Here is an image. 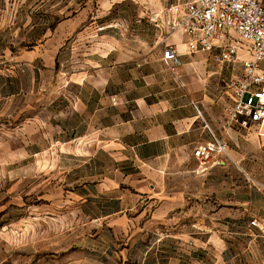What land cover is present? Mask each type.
Masks as SVG:
<instances>
[{
  "label": "rangeland",
  "instance_id": "obj_1",
  "mask_svg": "<svg viewBox=\"0 0 264 264\" xmlns=\"http://www.w3.org/2000/svg\"><path fill=\"white\" fill-rule=\"evenodd\" d=\"M184 1L0 0V264H264L251 211L221 213L216 181L204 209L188 194L203 185L94 143L122 109L105 94L138 89L133 67L167 43L155 18ZM261 160L238 164L245 193L264 190Z\"/></svg>",
  "mask_w": 264,
  "mask_h": 264
},
{
  "label": "crops",
  "instance_id": "obj_2",
  "mask_svg": "<svg viewBox=\"0 0 264 264\" xmlns=\"http://www.w3.org/2000/svg\"><path fill=\"white\" fill-rule=\"evenodd\" d=\"M164 16L155 18L160 22L159 28ZM185 39L181 34L169 39L178 51L174 61L166 62L162 55L154 52L146 62L133 67L129 83L138 89L105 94L115 104L122 101L118 103L122 109L115 122V132L112 133L111 124H108L105 128L107 137L102 140L98 137L94 143H123L142 163L148 164L150 159L156 158V172L164 178L175 173L203 185V188H191V192H187L201 196L204 209L210 210L213 203L208 184L216 181L220 188L215 196L221 213L228 207L238 210L243 206L244 211H251L258 220L259 228L253 230L251 243L264 261V251L257 247L264 241V200L258 198L264 196V190L251 189L245 193L243 170L238 166L241 162L262 161L264 143H243L245 137L254 141L259 138L255 128L252 127L256 137L254 134L245 136L244 129L226 125L223 113L232 103L233 92L228 85L236 78V63L218 65L209 53L189 54L185 50ZM240 57L245 60L248 55L241 51ZM241 70L239 68V72ZM211 132L225 138L228 151L226 156L220 157L218 164L202 171L192 152L198 143L210 139ZM230 181H234L233 189L228 188ZM172 192L179 197L186 193L181 188ZM232 259L235 264H240L238 257Z\"/></svg>",
  "mask_w": 264,
  "mask_h": 264
},
{
  "label": "built area",
  "instance_id": "obj_3",
  "mask_svg": "<svg viewBox=\"0 0 264 264\" xmlns=\"http://www.w3.org/2000/svg\"><path fill=\"white\" fill-rule=\"evenodd\" d=\"M160 28L166 31L164 61L178 56L169 39L175 34L186 37L187 53H209L216 64L236 63L244 51L242 77L229 83L232 103L224 110L226 125L255 128L264 137V0H186L166 9ZM228 142L211 132L210 139L193 148V157L202 171L226 156ZM251 225L259 227L256 219Z\"/></svg>",
  "mask_w": 264,
  "mask_h": 264
}]
</instances>
